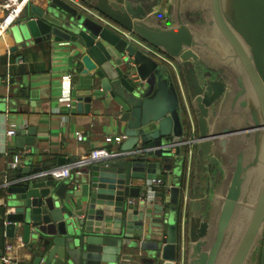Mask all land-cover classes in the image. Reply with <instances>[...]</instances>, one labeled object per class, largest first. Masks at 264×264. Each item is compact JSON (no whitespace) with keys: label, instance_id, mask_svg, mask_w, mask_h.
<instances>
[{"label":"water","instance_id":"95a60500","mask_svg":"<svg viewBox=\"0 0 264 264\" xmlns=\"http://www.w3.org/2000/svg\"><path fill=\"white\" fill-rule=\"evenodd\" d=\"M158 1L30 0L13 30L20 47L68 44L88 86L77 110L101 109L121 136L75 178L2 185L5 237L33 264H264V175L248 199L264 152V0H179L190 11L173 25ZM34 134L17 130L16 149ZM153 179V195L133 184Z\"/></svg>","mask_w":264,"mask_h":264},{"label":"crops","instance_id":"0c3cea01","mask_svg":"<svg viewBox=\"0 0 264 264\" xmlns=\"http://www.w3.org/2000/svg\"><path fill=\"white\" fill-rule=\"evenodd\" d=\"M4 1L0 0V5ZM154 11L173 25L177 18H186L190 10L179 0H159ZM24 12L25 9L0 38V207H3L4 195L1 187L20 179L17 178L18 167L44 171L58 166L60 157L66 159V164L95 149L118 153L121 142L116 121L101 109L92 105L88 112L77 110L76 94L85 93L88 86L82 73L83 66L79 65L68 44L20 47L13 30ZM3 14L0 7V17ZM10 124L16 125V131L34 129V144L28 149H16L15 136L6 135ZM193 131L196 136V128ZM76 133L82 136L80 141ZM18 153H23V156L16 162V169L12 170L9 164ZM145 182L134 180L133 184ZM4 225L5 220L3 241ZM3 241L0 243V264H33L32 256L19 236L8 239L12 250L8 255L9 262H3Z\"/></svg>","mask_w":264,"mask_h":264},{"label":"built area","instance_id":"2783aa9c","mask_svg":"<svg viewBox=\"0 0 264 264\" xmlns=\"http://www.w3.org/2000/svg\"><path fill=\"white\" fill-rule=\"evenodd\" d=\"M30 0H5L1 5V9H3L4 14L2 17H0V38L1 36L11 27L14 25V23L19 18L20 14L23 12V10L26 8L27 4ZM129 36V35H128ZM129 38H132L131 35ZM133 39V38H132ZM164 59V58H163ZM166 62H168L167 59H165ZM70 104H67V107H69ZM16 134V125L10 124L9 128L6 130V135L8 137L15 136ZM76 138L80 141L82 139V136L80 133H76ZM193 153L192 149L190 150V155ZM118 153H109L104 149H95L92 150L88 155L80 157L78 159L69 161L66 164H63L61 166H54L47 170H44L42 172H39L35 175H32L30 177H23L20 179H17L13 182H9V184H16L24 181H28L30 179L34 178H46V177H52L55 180H65L73 175L79 176L82 172V170L90 166L91 164L95 163L98 160L105 159L108 157L116 156ZM23 156V153H18L13 156V161L9 164V168L14 170L17 167L16 162ZM7 184V183H6ZM146 188L148 190V193L153 195L157 189L162 187V181L159 179H153L146 181L145 184ZM144 194L141 193L140 196L135 198H129L128 203L130 205L136 204V202L143 200ZM182 242H181V249L182 252L184 251V226H182ZM12 250V243L8 241V239L5 237L3 241V262L7 263L9 262V253Z\"/></svg>","mask_w":264,"mask_h":264},{"label":"rangeland","instance_id":"374dc122","mask_svg":"<svg viewBox=\"0 0 264 264\" xmlns=\"http://www.w3.org/2000/svg\"><path fill=\"white\" fill-rule=\"evenodd\" d=\"M263 153L264 152L261 153L258 165H256V168H255V170L253 171V174H252L253 175V181H252L253 184H252V187H251V190H250L251 195L248 196V199H250V200L255 198V196L257 195V191H258V189L260 187V184H261L260 181L262 180V177L264 175V156H263ZM255 158H256V155H255ZM246 214L247 213L242 215L240 217V221H238L236 223V228H237V230L235 232V235H237L236 238H239L242 235V233L244 231V228H245V224L248 221L247 218L249 219V217H250L251 209H249L247 217H246Z\"/></svg>","mask_w":264,"mask_h":264},{"label":"trees","instance_id":"16d2710c","mask_svg":"<svg viewBox=\"0 0 264 264\" xmlns=\"http://www.w3.org/2000/svg\"><path fill=\"white\" fill-rule=\"evenodd\" d=\"M1 184V182H0ZM2 189V188H1ZM160 189H157L156 192H158ZM4 208L0 207V243L3 241V216H4Z\"/></svg>","mask_w":264,"mask_h":264}]
</instances>
